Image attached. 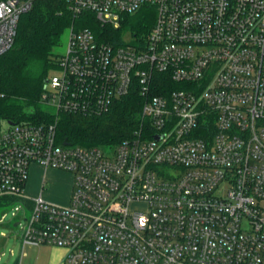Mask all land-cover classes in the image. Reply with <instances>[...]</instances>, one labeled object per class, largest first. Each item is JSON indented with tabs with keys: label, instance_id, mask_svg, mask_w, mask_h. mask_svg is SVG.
I'll use <instances>...</instances> for the list:
<instances>
[{
	"label": "built area",
	"instance_id": "obj_1",
	"mask_svg": "<svg viewBox=\"0 0 264 264\" xmlns=\"http://www.w3.org/2000/svg\"><path fill=\"white\" fill-rule=\"evenodd\" d=\"M68 2L104 29L69 28L41 101L101 114L137 88L143 121L83 146L59 141L57 120H0V198L33 205L23 245L62 247V264H264V0ZM33 4L0 0V54ZM146 6V35L118 36ZM157 73L184 87L154 93ZM34 164L71 174L67 204L27 195Z\"/></svg>",
	"mask_w": 264,
	"mask_h": 264
},
{
	"label": "trees",
	"instance_id": "obj_2",
	"mask_svg": "<svg viewBox=\"0 0 264 264\" xmlns=\"http://www.w3.org/2000/svg\"><path fill=\"white\" fill-rule=\"evenodd\" d=\"M68 4V0H34L32 8L21 15L13 46L0 54V120H57L59 141L83 146L117 144L131 137L143 121L144 97L137 88L115 99L101 114L56 112L41 101L46 80L60 55L55 47L69 28L73 24L87 26L98 34L104 29L95 15L75 16ZM82 17L90 20L84 21ZM154 20L155 9L143 7L125 15L116 34L130 33L135 39L143 38ZM154 79V93L169 94L184 87L183 82H176L165 73H157ZM10 200L0 198V209Z\"/></svg>",
	"mask_w": 264,
	"mask_h": 264
},
{
	"label": "rangeland",
	"instance_id": "obj_3",
	"mask_svg": "<svg viewBox=\"0 0 264 264\" xmlns=\"http://www.w3.org/2000/svg\"><path fill=\"white\" fill-rule=\"evenodd\" d=\"M129 37L133 38L130 33H127ZM69 38V30L64 35L61 43L55 47V51L59 54L64 53L67 48ZM59 70L54 67L50 74L57 73ZM34 169H31V172ZM60 170L54 168L38 169V171L32 173L41 174V182L39 190L44 182L43 196L44 198L54 204L65 205L58 203L62 197L65 196V186L60 185L59 181L61 176ZM44 181H43V176ZM28 192V185H27ZM66 189V188H65ZM39 193V192H38ZM59 198V199H58ZM10 200V199H9ZM19 206L20 209H16ZM32 202L26 201L21 198H13L7 204L0 209V264H13L18 259V264H52L56 259L60 260L62 256L61 248L52 245H23V233L28 219L33 211ZM20 220L19 225H14L16 221Z\"/></svg>",
	"mask_w": 264,
	"mask_h": 264
},
{
	"label": "crops",
	"instance_id": "obj_4",
	"mask_svg": "<svg viewBox=\"0 0 264 264\" xmlns=\"http://www.w3.org/2000/svg\"><path fill=\"white\" fill-rule=\"evenodd\" d=\"M31 169H34V171L32 172H35V171H38V169H48L47 167H44L42 165H39V164H34ZM31 170H30V174H29V178H28V192H27V189H26V193L29 197H35L37 195H39L40 193L43 194V188L41 186V189L39 190V186H40V180H41V174L39 173H32ZM59 172V175L61 176V179L59 181V184L60 185H63L65 186V188H63L65 190V196H61L62 199L60 202L58 203H63V204H67L69 202V199H70V195H71V189H72V176L70 173L68 172H65V171H57ZM44 177H45V174L43 176V181H44ZM27 188V186H26ZM39 192V193H38ZM59 199V198H58ZM60 248V247H59ZM61 252H62V256H61V259L58 260H54L52 262V264H62V261H63V258L65 256V253H66V250L64 248H61Z\"/></svg>",
	"mask_w": 264,
	"mask_h": 264
},
{
	"label": "water",
	"instance_id": "obj_5",
	"mask_svg": "<svg viewBox=\"0 0 264 264\" xmlns=\"http://www.w3.org/2000/svg\"><path fill=\"white\" fill-rule=\"evenodd\" d=\"M157 138H160V136H158ZM64 143H65V144H67V143H68V141H64ZM17 224H18L17 222H15V223H14V225H17ZM18 261H19V260H18V259H16V260L14 261V263H13V264H18Z\"/></svg>",
	"mask_w": 264,
	"mask_h": 264
}]
</instances>
